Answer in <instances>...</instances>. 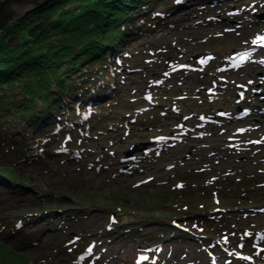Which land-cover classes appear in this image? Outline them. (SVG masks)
<instances>
[{"label":"rangeland","instance_id":"374dc122","mask_svg":"<svg viewBox=\"0 0 264 264\" xmlns=\"http://www.w3.org/2000/svg\"><path fill=\"white\" fill-rule=\"evenodd\" d=\"M158 8L160 19L146 32L129 40V47L123 50L124 56L131 58L126 57L129 68L119 71V76L123 77L124 95L138 97L139 102L131 108H123L122 105L130 107L135 100H126L127 103L120 100L121 107L111 112L108 119L111 124L107 126H121L122 129H107L103 124L104 133L90 128L88 136L76 129L77 137L81 136L76 142V151L67 150L62 142L54 140V150L60 155L22 158L15 164L17 177L0 180V224L5 225L4 231L13 224L12 228L17 230L8 234L5 243L32 263L39 254L65 245L73 237L75 239L69 245L79 241L91 245L93 236L96 237L95 230L103 227L106 214L116 208L121 213L117 218L126 222L118 223L117 232L102 243L103 249L98 251L100 257L95 254L94 264H124L126 259L131 260L137 250L145 247L140 237L142 232L154 229L155 223L166 220L165 217L180 215L170 208L184 207V212L191 213L197 208L209 210L264 204V138L258 139L260 143L256 146L248 144V138H259L264 131V98L252 93V89L264 91V63L259 61V57L264 56V47L258 56H254L253 62H247L239 70L218 69L227 62L231 51L250 46L253 32L264 26L255 15L257 12L264 14V0H173L169 3L160 0ZM172 43H181L182 46H177L186 49L173 47ZM194 47L196 55L211 56L207 66L199 67L195 63V67L190 65L171 71L173 66L184 61L193 63L189 55L193 54ZM161 55L164 57L160 59ZM152 57L160 59L161 63L150 71L148 65L153 66V63L145 59ZM138 62L142 68L136 67ZM259 72L263 74L259 75ZM155 81L159 82L160 88L153 87ZM238 82L248 87L242 100L235 95ZM163 92L175 93L179 100L196 94L201 96L183 102H157L181 112L192 109L186 111L188 118L177 114L164 117L159 114L162 107L151 102L162 98ZM145 93L149 94L148 99L144 98ZM227 93L230 97L225 96ZM207 95H213L215 99L209 97L208 100ZM235 102L246 107L248 113L242 119L231 120ZM211 108L228 109L224 111L231 112L230 119L216 116ZM206 113H211L213 122L200 120ZM181 122V127L174 128ZM185 123L195 128L189 133ZM199 124L201 126L196 127ZM238 127H243L241 133H236ZM173 129L179 134L176 143L164 139L165 133ZM203 131L204 135L199 133ZM155 134L158 138L150 145L152 155H147V151L145 155L136 154L126 161L121 159L122 152L131 143L147 140ZM228 136L234 137L233 140ZM254 148H261L260 153L252 151ZM211 149H214L213 153ZM128 163L130 165L123 169ZM200 164H205V168ZM227 179L229 182H221ZM211 180H218L220 184ZM202 181L214 190L199 185ZM16 184L21 185V189L13 191ZM226 184L231 187V192H226ZM177 190L187 192L182 194ZM42 199L50 203L49 209L39 208ZM251 210L254 211L241 218L231 212L236 209L229 208L226 210L230 213L227 221L239 220L245 225L260 220L259 228H262L264 219L260 212L264 206ZM20 214H28L25 217L32 219L26 224L29 239L17 245V239L23 233L18 225L22 224L18 220ZM214 217L206 222L216 227L219 215ZM189 218L187 214L181 217L191 221ZM260 221L249 227H238L235 235L241 236L240 251L232 250L229 244L223 249L221 244L225 246L226 243L222 241H218L217 246L199 248L194 241L174 243L168 238L151 248L156 249L153 252L159 255L161 264H264V250L253 247L252 240L247 237L252 234L250 229L254 235ZM131 225L136 229L125 232ZM172 233L168 230L167 237ZM246 249L255 251L254 262L246 261L240 255Z\"/></svg>","mask_w":264,"mask_h":264},{"label":"trees","instance_id":"16d2710c","mask_svg":"<svg viewBox=\"0 0 264 264\" xmlns=\"http://www.w3.org/2000/svg\"><path fill=\"white\" fill-rule=\"evenodd\" d=\"M157 1L48 0L0 31V180L16 178L15 164L23 157L41 155L39 149L53 154V140L69 133L73 141L72 127L81 128L83 113L87 125L96 127L120 107L119 101L125 99L124 84L112 58L140 28L148 26L143 23L156 18ZM13 189L19 190L21 185ZM50 207L47 201H40L39 208ZM170 210L181 214L184 209ZM114 211L118 214L119 210ZM110 214L103 225H115ZM180 222L186 230L176 228L177 233L170 237L173 242L189 240L195 232L206 245L220 237L211 226L199 222L201 230H197ZM173 224L160 220L140 237L154 243L166 238V232L175 228ZM103 228L96 231L100 238L105 236ZM2 230L0 226V264H77L71 257L82 245H61L39 254L32 263L6 245L9 231ZM22 231L17 245L29 239L28 229ZM228 242L235 239L229 235Z\"/></svg>","mask_w":264,"mask_h":264},{"label":"water","instance_id":"95a60500","mask_svg":"<svg viewBox=\"0 0 264 264\" xmlns=\"http://www.w3.org/2000/svg\"><path fill=\"white\" fill-rule=\"evenodd\" d=\"M48 0H0V31L6 28L12 21L18 20L25 14L38 8ZM146 143L136 144L125 152L129 157L134 151L145 148Z\"/></svg>","mask_w":264,"mask_h":264},{"label":"snow or ice","instance_id":"6c2138e0","mask_svg":"<svg viewBox=\"0 0 264 264\" xmlns=\"http://www.w3.org/2000/svg\"><path fill=\"white\" fill-rule=\"evenodd\" d=\"M254 43H258L260 46H264V36L258 37Z\"/></svg>","mask_w":264,"mask_h":264}]
</instances>
